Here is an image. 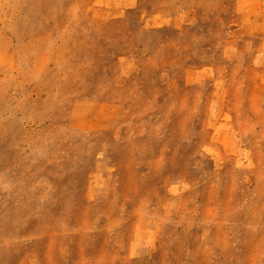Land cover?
<instances>
[{"label": "rangeland", "instance_id": "374dc122", "mask_svg": "<svg viewBox=\"0 0 264 264\" xmlns=\"http://www.w3.org/2000/svg\"><path fill=\"white\" fill-rule=\"evenodd\" d=\"M0 264H264V0H0Z\"/></svg>", "mask_w": 264, "mask_h": 264}]
</instances>
